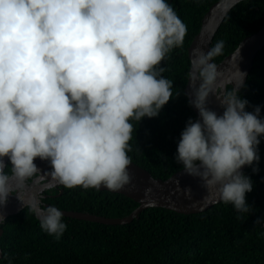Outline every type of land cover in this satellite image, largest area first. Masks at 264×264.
Instances as JSON below:
<instances>
[{
    "label": "clouds",
    "instance_id": "9594fccd",
    "mask_svg": "<svg viewBox=\"0 0 264 264\" xmlns=\"http://www.w3.org/2000/svg\"><path fill=\"white\" fill-rule=\"evenodd\" d=\"M239 3L231 0L229 10ZM186 35L168 0H0V206L15 195L59 241L63 214L41 206L37 192L25 198L32 184L130 186L134 122L157 117L179 94L161 63ZM224 48L219 40L207 52L191 50L190 105L198 119L186 121L174 160L214 200L247 218L253 182L241 168L259 162L264 117L261 106L247 111L240 95L246 73L236 64L239 47L218 70ZM210 96L221 114L208 107ZM36 158L50 170L42 173Z\"/></svg>",
    "mask_w": 264,
    "mask_h": 264
},
{
    "label": "trees",
    "instance_id": "16d2710c",
    "mask_svg": "<svg viewBox=\"0 0 264 264\" xmlns=\"http://www.w3.org/2000/svg\"><path fill=\"white\" fill-rule=\"evenodd\" d=\"M218 0H168L187 25L184 44L161 63L163 73L173 81L174 95L155 118H144L130 141L132 163L154 178L167 179L182 170L174 156L180 133L189 118L197 119L185 94L190 70L188 47L201 27V21ZM264 0H244L228 13L211 46L223 40L219 63L246 37L263 25ZM240 95L248 101L247 111L261 106L264 117V46ZM259 162L247 166L244 174L253 182L246 201L254 211L247 218L230 205L219 202L198 214H179L163 208H147L124 225H105L63 216L67 230L59 241L48 236L34 212L24 208L1 225L0 264H264V139L258 145ZM253 167L258 171L253 172ZM59 209L87 212L109 218L129 215L138 204L124 195L76 187L60 198L49 200Z\"/></svg>",
    "mask_w": 264,
    "mask_h": 264
},
{
    "label": "water",
    "instance_id": "95a60500",
    "mask_svg": "<svg viewBox=\"0 0 264 264\" xmlns=\"http://www.w3.org/2000/svg\"><path fill=\"white\" fill-rule=\"evenodd\" d=\"M241 1L244 0H240V2ZM230 4L231 0H218L210 6L202 18L199 32L188 47L189 60L191 58V50L193 48L200 47L204 52L209 50V47H211L213 38L221 23L226 18L231 9L235 7L234 6L229 10ZM263 46L264 20L262 27L256 33L244 38L236 47V49L239 47V54L236 59V64L242 72L246 73L244 85L253 67L254 59ZM235 50L222 59L219 63H217L218 70H224L228 67V61L231 59V56L234 55ZM185 94L190 103L192 95L188 80L185 86ZM208 107L216 111L218 114H221L223 111L222 108L219 107L218 101L214 96L209 97ZM192 110L198 119L197 110L194 107H192ZM34 163L37 165V167L40 166L42 173L48 171L50 167L47 161H41L39 158H36ZM246 167L247 166L242 167L241 171L244 172ZM129 171L132 176L130 186H125L121 190L117 191H110L103 187L100 189V191L105 190L124 195L125 197L136 202L138 206L129 215L122 218H109L87 212L61 210L63 216L105 225H124L132 222L133 219L138 218L139 214L147 208H163L179 214L191 215L202 213L219 203V201L214 200L212 195L207 193L206 190L200 186L198 179L184 174L182 170L172 174L165 180L154 178L148 171L132 162L129 166ZM186 188L191 190L190 195L186 194ZM43 190H41L40 185L34 184L32 187L26 190L24 194L25 198H27V196L31 193H38L42 192ZM23 209L24 205L17 200L15 195H12L8 197L7 203L5 205L0 206V216H3L6 220L8 217L21 212ZM34 215L36 219L39 220L37 214L34 213ZM1 224L2 223H0V237L3 234ZM2 257L3 251L0 248V259Z\"/></svg>",
    "mask_w": 264,
    "mask_h": 264
},
{
    "label": "flooded vegetation",
    "instance_id": "af4514ba",
    "mask_svg": "<svg viewBox=\"0 0 264 264\" xmlns=\"http://www.w3.org/2000/svg\"><path fill=\"white\" fill-rule=\"evenodd\" d=\"M38 168L41 169L40 166ZM49 170H50V167H49L48 171ZM41 172H42V169H41ZM33 185H31V187ZM65 190H66L65 187L57 185L54 188L44 189L42 192H38L41 206L55 205V204L49 202V200L55 199V198H60L63 195ZM60 210H62V209H60Z\"/></svg>",
    "mask_w": 264,
    "mask_h": 264
}]
</instances>
